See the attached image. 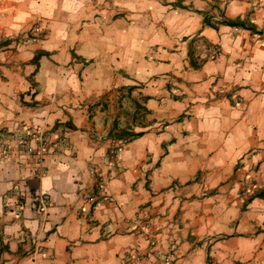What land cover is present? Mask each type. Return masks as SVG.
<instances>
[{
    "label": "crops",
    "instance_id": "obj_1",
    "mask_svg": "<svg viewBox=\"0 0 264 264\" xmlns=\"http://www.w3.org/2000/svg\"><path fill=\"white\" fill-rule=\"evenodd\" d=\"M263 28L245 0H0V264H264ZM35 129L41 166L3 154Z\"/></svg>",
    "mask_w": 264,
    "mask_h": 264
},
{
    "label": "rangeland",
    "instance_id": "obj_2",
    "mask_svg": "<svg viewBox=\"0 0 264 264\" xmlns=\"http://www.w3.org/2000/svg\"><path fill=\"white\" fill-rule=\"evenodd\" d=\"M34 32L37 33V30H34ZM14 136L15 135H12V137ZM59 140L60 137L58 141ZM1 144L2 152L5 156L9 157L13 153H18L22 156H28L35 161L37 166H41L47 160L48 155L50 154L51 149L54 146V142L51 141V138L47 134V131L41 129H35L33 131L29 130L26 135H21L17 138H9L8 136H4ZM252 178L256 180V183L254 185L257 187L253 188L252 182L245 178L246 183L242 186L244 188L243 192L245 193V201L249 200L252 197H259L261 195L264 196V185H260L262 183L257 181L256 178ZM248 188H250L249 190H251V192H248Z\"/></svg>",
    "mask_w": 264,
    "mask_h": 264
},
{
    "label": "built area",
    "instance_id": "obj_3",
    "mask_svg": "<svg viewBox=\"0 0 264 264\" xmlns=\"http://www.w3.org/2000/svg\"><path fill=\"white\" fill-rule=\"evenodd\" d=\"M246 2H248L252 9H254L255 11H262L264 12V0H245ZM254 44L259 43L261 45L264 46V28L262 29V31L255 33L253 35L252 38ZM217 51L213 53V57H215L217 55ZM118 154V149H113L111 152V159H114L115 157H117ZM95 179H96V186L98 189L99 193H106V189H107V184L110 181V176L108 173L101 171L100 173L95 172ZM250 182H252L253 188H256L257 186H255L254 184L256 183V180L253 179L252 177H248L247 178ZM255 180V182H254ZM254 182V183H253ZM252 187V186H251ZM250 188H248V192H251V190H249ZM93 203H95L96 200V195L92 196L90 199ZM51 198L48 194H39L37 197H35V202H38V206L37 208L39 209V211H41L43 214H47V211L50 207V202ZM133 228L143 234H146L147 237L152 238L154 237V233H153V228L150 225L149 222L147 221H137L134 222L132 224Z\"/></svg>",
    "mask_w": 264,
    "mask_h": 264
},
{
    "label": "clouds",
    "instance_id": "obj_4",
    "mask_svg": "<svg viewBox=\"0 0 264 264\" xmlns=\"http://www.w3.org/2000/svg\"><path fill=\"white\" fill-rule=\"evenodd\" d=\"M73 3L76 4L77 3V0H73Z\"/></svg>",
    "mask_w": 264,
    "mask_h": 264
}]
</instances>
